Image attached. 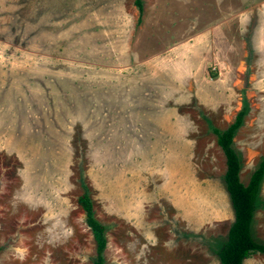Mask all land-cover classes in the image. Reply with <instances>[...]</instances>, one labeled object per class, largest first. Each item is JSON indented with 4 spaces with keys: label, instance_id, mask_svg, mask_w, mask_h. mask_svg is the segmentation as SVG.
Masks as SVG:
<instances>
[{
    "label": "rangeland",
    "instance_id": "1",
    "mask_svg": "<svg viewBox=\"0 0 264 264\" xmlns=\"http://www.w3.org/2000/svg\"><path fill=\"white\" fill-rule=\"evenodd\" d=\"M0 0V264H220L212 128L264 160V0ZM264 244V176L251 222ZM244 264H264L254 252Z\"/></svg>",
    "mask_w": 264,
    "mask_h": 264
},
{
    "label": "trees",
    "instance_id": "2",
    "mask_svg": "<svg viewBox=\"0 0 264 264\" xmlns=\"http://www.w3.org/2000/svg\"><path fill=\"white\" fill-rule=\"evenodd\" d=\"M139 12L142 10L141 0H134ZM245 109L241 108L234 121L223 130L212 128L216 135V142L225 157V172L223 180L230 197L234 219L228 228L225 241L217 251L220 264H242L244 258L254 252L264 254V244L257 242L251 235V222L256 208L259 188L264 176V160L250 175L247 184L239 180L240 160L232 147L236 130L241 126ZM79 206L84 212V221L92 233L95 241V258L93 264H104V250L106 248L105 226L95 218L92 201L87 191L77 198Z\"/></svg>",
    "mask_w": 264,
    "mask_h": 264
},
{
    "label": "crops",
    "instance_id": "3",
    "mask_svg": "<svg viewBox=\"0 0 264 264\" xmlns=\"http://www.w3.org/2000/svg\"><path fill=\"white\" fill-rule=\"evenodd\" d=\"M232 211H233V210H232ZM254 211H255V210H254ZM253 215H254V214H253ZM233 219H234V213H233ZM232 222H233V221H232ZM232 222H231V223H232ZM230 225H231V224H230ZM227 231H228V230H227ZM256 253H258V252H256ZM252 254H253V253H252ZM252 254H250V255H252ZM259 254H262V253H259ZM250 255H249V256H250ZM263 255H264V254H263ZM249 256H248V257H249ZM246 258H247V257H246ZM246 258L243 259L242 264H244Z\"/></svg>",
    "mask_w": 264,
    "mask_h": 264
}]
</instances>
